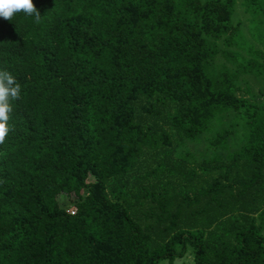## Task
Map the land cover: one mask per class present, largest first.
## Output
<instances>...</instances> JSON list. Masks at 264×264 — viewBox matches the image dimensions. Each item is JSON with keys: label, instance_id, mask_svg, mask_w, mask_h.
I'll return each instance as SVG.
<instances>
[{"label": "trees", "instance_id": "trees-1", "mask_svg": "<svg viewBox=\"0 0 264 264\" xmlns=\"http://www.w3.org/2000/svg\"><path fill=\"white\" fill-rule=\"evenodd\" d=\"M33 4L0 19V264H264V0L255 44L237 0Z\"/></svg>", "mask_w": 264, "mask_h": 264}, {"label": "clouds", "instance_id": "clouds-1", "mask_svg": "<svg viewBox=\"0 0 264 264\" xmlns=\"http://www.w3.org/2000/svg\"><path fill=\"white\" fill-rule=\"evenodd\" d=\"M39 19V11L33 0H0V19L11 21L15 14ZM20 85L8 71H0V142H3L9 131L7 126L9 113L12 111L11 101L19 98Z\"/></svg>", "mask_w": 264, "mask_h": 264}, {"label": "rangeland", "instance_id": "rangeland-1", "mask_svg": "<svg viewBox=\"0 0 264 264\" xmlns=\"http://www.w3.org/2000/svg\"><path fill=\"white\" fill-rule=\"evenodd\" d=\"M235 14H236V16L234 15L235 16V23L241 22L242 29H243V31L245 33L246 38L250 42L255 44L253 39H252V37L249 35V32H248V29H249V15L245 12L244 8L242 7V0H237V8H236V13ZM254 32L256 33L255 30H254ZM220 62H222L221 59H220ZM228 66L231 67V65H229V64H228ZM248 85H249V87L246 88L244 84H240L241 94L243 96H245L246 98H250L251 95L258 96V93L261 92L259 90L260 86H261L259 84V82L255 81L252 78H248ZM200 141H198V142H200ZM200 144L206 145L207 144V140L204 139L202 142H200ZM207 147H208V144L205 146L204 149H206ZM193 152H194V149H193ZM62 198L63 197H60V199H62ZM175 264H194V256H193L192 253L189 252L186 257L177 259Z\"/></svg>", "mask_w": 264, "mask_h": 264}, {"label": "built area", "instance_id": "built-area-1", "mask_svg": "<svg viewBox=\"0 0 264 264\" xmlns=\"http://www.w3.org/2000/svg\"><path fill=\"white\" fill-rule=\"evenodd\" d=\"M71 214H74V211L73 210H71Z\"/></svg>", "mask_w": 264, "mask_h": 264}]
</instances>
